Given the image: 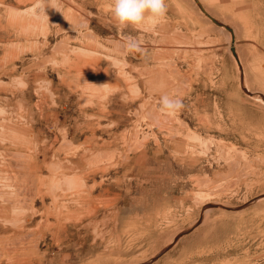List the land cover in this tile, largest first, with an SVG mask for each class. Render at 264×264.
<instances>
[{"label":"rangeland","instance_id":"1","mask_svg":"<svg viewBox=\"0 0 264 264\" xmlns=\"http://www.w3.org/2000/svg\"><path fill=\"white\" fill-rule=\"evenodd\" d=\"M34 3L0 0V264H139L201 215L151 264H264V199L203 211L264 194V108L226 33L190 0L138 27L112 0Z\"/></svg>","mask_w":264,"mask_h":264},{"label":"crops","instance_id":"2","mask_svg":"<svg viewBox=\"0 0 264 264\" xmlns=\"http://www.w3.org/2000/svg\"><path fill=\"white\" fill-rule=\"evenodd\" d=\"M200 1L212 16L232 26L251 89L264 94V0Z\"/></svg>","mask_w":264,"mask_h":264},{"label":"clouds","instance_id":"3","mask_svg":"<svg viewBox=\"0 0 264 264\" xmlns=\"http://www.w3.org/2000/svg\"><path fill=\"white\" fill-rule=\"evenodd\" d=\"M41 7V0H37L34 8ZM167 8L165 0H112V19L119 25L141 26L145 19L151 17L153 20L163 18ZM126 53L144 54L142 41L136 37L126 36L117 42ZM183 108L180 99L170 98L165 95L161 98V111L169 114L175 113Z\"/></svg>","mask_w":264,"mask_h":264},{"label":"water","instance_id":"4","mask_svg":"<svg viewBox=\"0 0 264 264\" xmlns=\"http://www.w3.org/2000/svg\"><path fill=\"white\" fill-rule=\"evenodd\" d=\"M197 1V0H196ZM197 4L199 5V7L201 8L202 11H204L202 5H200L197 1ZM211 18V17H210ZM213 20V22H215L217 25H220V26H224L225 28L229 29V27H227L226 25H224L222 22H220L219 20L215 19V18H211ZM231 51L233 54H235V50L233 47H231ZM240 80H241V85H242V90L249 94L250 96L252 97H259L261 98L263 101H264V96L259 94V93H254V92H251L249 90H247L244 86V83H243V74L240 73ZM264 198V194H261L257 197H254L253 199L249 200L248 202L242 204V205H239V206H236V207H230V206H226V205H221V204H215V203H211V204H208L207 206L210 207V208H221V209H224V210H229V211H237V210H241V209H244L246 208L247 206H249L250 204H253L261 199ZM203 211H204V208H203ZM202 221V215L201 217L197 220V222L195 223V225L191 226L190 228L180 232L179 234H177L175 236V239H174V242H176L177 240H179L181 237H183L184 235H187L189 234L196 226H198ZM173 245V242L168 245L167 247H165L161 252H159L158 254H156V256H154L152 259H150L149 261H146V262H143V263H139V264H151L152 262H154L158 256H161L162 254H164L167 250H169L171 248V246Z\"/></svg>","mask_w":264,"mask_h":264},{"label":"bare ground","instance_id":"5","mask_svg":"<svg viewBox=\"0 0 264 264\" xmlns=\"http://www.w3.org/2000/svg\"><path fill=\"white\" fill-rule=\"evenodd\" d=\"M194 3H195V1L194 0H192ZM192 1L190 0V2L192 3ZM200 3H201V1L200 0H198ZM197 2V1H196ZM71 3V2H70ZM34 4H36V3H34ZM193 4V3H192ZM196 4V6H197V3H195ZM195 8V7H194ZM197 8H198V11L200 12V14H201V16L202 17H204L205 18V20H207L208 21V23H210V25H212V26H214V27H216L217 29H220V30H222V31H224L225 33H226V35H227V37H228V42L231 44V47H233L234 48V50H235V54H233L232 53V51L230 52V55H231V62H233L234 64H235V66H236V68H237V70L239 71V68H240V70H241V73L243 74V76H244V70H243V65H242V62H241V58L239 57V54L237 53V51H236V46H235V40H236V37H235V32H234V30H233V32H232V30H231V27L230 26H228L229 24L228 23H226V22H223V23H225V24H228V25H226L227 27H229L230 28V30L229 29H226L224 26H220V25H217L215 22H213V20L208 16V14H210L205 8V11L208 13H206L205 11H202L201 10V8L200 7H198L197 6ZM17 14V13H16ZM199 14V15H200ZM210 16L211 17H214V16H212L211 14H210ZM16 18V17H15ZM215 18V17H214ZM215 19H217V18H215ZM18 20V19H17ZM218 20V19H217ZM20 24V23H19ZM233 29V28H232ZM233 33V34H232ZM234 35V36H233ZM234 38V39H233ZM238 47V46H237ZM243 47V46H242ZM241 47V48H242ZM245 47V46H244ZM240 48V49H241ZM231 49V48H230ZM243 50V49H242ZM241 52V51H240ZM229 55V56H230ZM225 62V61H224ZM225 64V63H224ZM233 64V65H234ZM240 66V67H239ZM225 71H226V69H225ZM244 78V77H243ZM244 80H245V83H244V86H245V88L247 89V90H249V91H253V92H256V93H259V94H261V95H264V94H262V92H259V91H257V90H251V86L252 85H250L248 82L246 83V79L244 78ZM246 95H248V96H250L249 94H247V93H245ZM250 97H252V96H250ZM252 98H254L258 103H259V105H261L263 108H264V101L261 99V98H259V97H252ZM264 199V198H263ZM204 209L205 208H210V207H208L207 205L209 204V201H205L204 202ZM211 204V203H210ZM215 204H220V203H215ZM206 210H208V209H206ZM205 210V211H206ZM229 211V210H228ZM172 242H174L173 241V239H171V241H169V244H171ZM156 256V255H155ZM160 256H158L157 257V259L159 258ZM156 259V260H157Z\"/></svg>","mask_w":264,"mask_h":264}]
</instances>
